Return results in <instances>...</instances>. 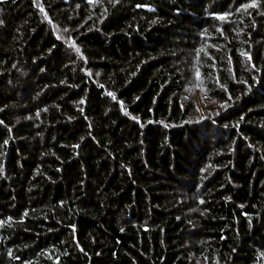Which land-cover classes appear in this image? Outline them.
I'll return each mask as SVG.
<instances>
[{"label":"trees","instance_id":"1","mask_svg":"<svg viewBox=\"0 0 264 264\" xmlns=\"http://www.w3.org/2000/svg\"><path fill=\"white\" fill-rule=\"evenodd\" d=\"M0 264H264V0H0Z\"/></svg>","mask_w":264,"mask_h":264},{"label":"rangeland","instance_id":"2","mask_svg":"<svg viewBox=\"0 0 264 264\" xmlns=\"http://www.w3.org/2000/svg\"><path fill=\"white\" fill-rule=\"evenodd\" d=\"M194 93L198 110L200 111L201 115H203V117L206 116V113L217 114L220 112L219 110L224 108V105L217 101L208 102L206 99V94L201 86L197 85V87H195Z\"/></svg>","mask_w":264,"mask_h":264}]
</instances>
